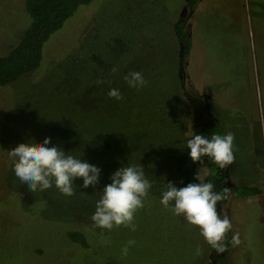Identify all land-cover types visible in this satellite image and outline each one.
I'll list each match as a JSON object with an SVG mask.
<instances>
[{
	"label": "rangeland",
	"instance_id": "rangeland-1",
	"mask_svg": "<svg viewBox=\"0 0 264 264\" xmlns=\"http://www.w3.org/2000/svg\"><path fill=\"white\" fill-rule=\"evenodd\" d=\"M181 21L191 40L185 60L175 33ZM30 24L25 0H0V56ZM134 70L147 86L129 88L124 76ZM111 88L124 99L109 98ZM198 97L204 124L212 118L221 135L235 136L227 180L264 189V0H197L193 10L186 0H95L79 7L45 44L39 69L0 88V264H207L210 249L199 229L160 203L166 183L185 187L183 170L195 166L186 145L203 105ZM63 123L77 131L72 142L58 138ZM46 137L101 170L96 188L76 179L75 195L66 197L55 187L32 193L20 182L7 151ZM135 165L152 182L135 213L136 231L93 229L110 176ZM196 169L200 180L209 172ZM235 222L241 243L230 247L234 264H264L260 211L243 205ZM71 231L88 246L74 242ZM129 240L135 244L123 256Z\"/></svg>",
	"mask_w": 264,
	"mask_h": 264
},
{
	"label": "clouds",
	"instance_id": "clouds-1",
	"mask_svg": "<svg viewBox=\"0 0 264 264\" xmlns=\"http://www.w3.org/2000/svg\"><path fill=\"white\" fill-rule=\"evenodd\" d=\"M112 74L118 72L116 66L110 69ZM129 88L140 89L147 86L148 81L141 71H130L124 76ZM103 83L102 80L97 81ZM109 98L124 99L118 88H111L107 93ZM50 137L43 143H21L7 151L13 160L15 176L30 192H45L53 187L66 197L76 193L74 181L83 180L82 187L96 188L99 183L101 170L82 161L81 158L68 153L63 149L51 145ZM235 136L229 132L226 135L214 134L207 138L202 134H195L187 141L190 158L194 163L203 164L208 158L220 169H225L235 161ZM111 183L106 185L98 199L95 212L91 216L92 228L111 231L114 227L123 226L136 231L134 217L137 210L144 207V200L152 188L141 165L122 166L109 178ZM199 183H189L185 187L177 188L172 183H166L165 190L161 192V205L169 209L175 216H182L188 225L199 229L205 242L217 253L227 250L226 236L232 229L229 216H223L217 211V204L230 197V189L224 188L221 192L214 191V185L200 180ZM84 194V193H82ZM85 195V194H84ZM106 244L107 241H102ZM241 243L239 232L231 240V246ZM135 244L129 240L122 247L121 254L127 256L129 249ZM197 247L196 255L201 254Z\"/></svg>",
	"mask_w": 264,
	"mask_h": 264
},
{
	"label": "trees",
	"instance_id": "trees-1",
	"mask_svg": "<svg viewBox=\"0 0 264 264\" xmlns=\"http://www.w3.org/2000/svg\"><path fill=\"white\" fill-rule=\"evenodd\" d=\"M94 1L25 0V7L31 17V24L25 31L23 38L13 44L7 54L0 56V88L14 83L19 78L39 69L43 59L44 46L52 35L63 28L64 24L75 14L79 7L89 5ZM186 2L190 9L193 10L197 0H186ZM185 24V21H181L175 26L176 36L183 45L182 60L186 59L191 48V40L185 32ZM198 98L203 104L204 100L200 97ZM205 118L206 110L203 104L192 120L193 136L195 134H202L210 139L214 134L221 135L218 123L209 118V123L206 125L203 122ZM76 134L77 131L72 125L63 123L59 128L58 138L63 142H72ZM186 158L185 155H182L177 159L179 170H182L181 167L186 163ZM203 159V164L197 162L194 167L183 170L184 186H187L189 183L199 182L196 179L197 175H199L196 167L200 166L209 169L207 176L202 181L212 183L214 191L221 192L224 188H228L226 169H220L206 157ZM232 190L243 195L255 192L251 188H233ZM222 202L217 204V211L220 214ZM68 235L74 242L80 243L83 247L88 246L86 237L81 232L71 231ZM226 246L227 250L223 253H217L215 249L210 247L211 262L208 264H227L229 246Z\"/></svg>",
	"mask_w": 264,
	"mask_h": 264
},
{
	"label": "crops",
	"instance_id": "crops-1",
	"mask_svg": "<svg viewBox=\"0 0 264 264\" xmlns=\"http://www.w3.org/2000/svg\"><path fill=\"white\" fill-rule=\"evenodd\" d=\"M226 177H227V172H226ZM227 186H228V189H230L231 194L228 200L222 202L221 215L223 216L226 213L229 216L231 224H232V229L231 231L227 233L225 243L226 245L229 246V251L227 254L228 256L227 264H234L235 262L234 256H236V253L234 249L230 250V247H231L232 237L237 232L236 231L237 225L235 222V210L236 209L242 210L243 205H248L251 208H257L260 211L261 218L263 220L264 219V189L258 186H254L252 184H249V186H241L240 184L236 182H232L230 179L227 180ZM240 187H249L255 190V192L243 195V194H239L238 192L236 193L234 190H232L233 188H240ZM206 245L210 249V246L207 243ZM209 256L211 258V249H210ZM233 258H234V261H233ZM210 261L211 260H209L208 263H210Z\"/></svg>",
	"mask_w": 264,
	"mask_h": 264
}]
</instances>
